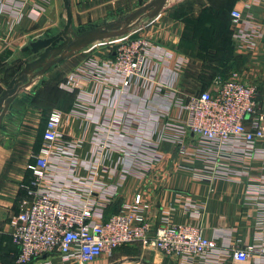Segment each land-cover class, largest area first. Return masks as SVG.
I'll use <instances>...</instances> for the list:
<instances>
[{
    "label": "crops",
    "instance_id": "obj_1",
    "mask_svg": "<svg viewBox=\"0 0 264 264\" xmlns=\"http://www.w3.org/2000/svg\"><path fill=\"white\" fill-rule=\"evenodd\" d=\"M124 3L69 0L72 26L122 16ZM226 3V44L217 38L212 47L186 35L179 6L167 5L153 19L141 20L128 36L146 38L150 48L141 77L128 87L105 64L113 57L112 42L105 40L54 65L26 89L29 102L0 125V264H15L18 250L8 219L31 201L28 189L46 191L67 206L89 204L98 222L140 195L146 207L138 214L150 238L169 226L193 225L217 243L208 257L189 261L138 243L140 254L152 252L160 264H264L259 252L264 248V139L251 144L232 140L219 147L180 129L187 99L209 89L217 74L234 73L254 84L258 114L264 116V0ZM195 7L197 16L199 5ZM233 9L241 12L234 27ZM65 24L63 0H0V92L34 57L29 44L58 34ZM209 41L213 39L206 37ZM225 51L224 62L210 60ZM82 66L100 73L86 78L79 90L62 89L65 77ZM38 92H52L54 99L43 100V94L33 102ZM52 110L63 114L59 138L45 177L34 184L28 165ZM239 249L250 250L248 261L231 258ZM136 252L130 257L138 258Z\"/></svg>",
    "mask_w": 264,
    "mask_h": 264
},
{
    "label": "built area",
    "instance_id": "obj_2",
    "mask_svg": "<svg viewBox=\"0 0 264 264\" xmlns=\"http://www.w3.org/2000/svg\"><path fill=\"white\" fill-rule=\"evenodd\" d=\"M240 21L241 12L231 10V26H237ZM149 48L150 42L144 37H121L111 44L113 57L105 64L121 78V85L128 87L133 79L141 77ZM99 73V68L82 66L67 75L60 87L79 90L86 78ZM256 93L254 84L236 79L234 73L215 76L209 89L190 96L183 105L186 116L180 129L219 147L232 140L251 144L264 139V116L258 114ZM62 121L63 114L58 110L47 115L41 144L28 165L34 184L45 177ZM28 194L31 197L28 205L8 219L9 235L18 250L15 264H89L134 243L152 246L164 256L187 261L206 258L217 249V243L204 237L201 229L193 225L169 226L150 238L148 225L138 214L141 207H146L140 195L134 197L132 205L98 222L89 204L63 205L46 191L28 189ZM259 252L264 254V248ZM250 257V250H233L231 254L240 263Z\"/></svg>",
    "mask_w": 264,
    "mask_h": 264
},
{
    "label": "water",
    "instance_id": "obj_3",
    "mask_svg": "<svg viewBox=\"0 0 264 264\" xmlns=\"http://www.w3.org/2000/svg\"><path fill=\"white\" fill-rule=\"evenodd\" d=\"M168 1L151 0L126 15L74 28L69 0H63L66 11V24L63 29L52 37L31 42L29 48L34 57L23 62L20 70L0 92V125L3 117L20 112L21 105L29 102L31 95L26 89L35 80L41 79L51 67L96 42L129 35L142 19L151 20L156 17L166 8Z\"/></svg>",
    "mask_w": 264,
    "mask_h": 264
},
{
    "label": "rangeland",
    "instance_id": "obj_4",
    "mask_svg": "<svg viewBox=\"0 0 264 264\" xmlns=\"http://www.w3.org/2000/svg\"><path fill=\"white\" fill-rule=\"evenodd\" d=\"M150 1L151 0H125V3L123 4L124 6L120 9L121 10L120 13H122L121 15H126L129 11H131V10L134 11L133 10L134 7L140 8L141 6H143L144 4H146ZM200 1L202 2V4ZM227 1L228 0H213V4H215L214 10L220 11L221 9L224 8V6L226 7ZM204 2L206 3V0H204V1L203 0H169L167 5L173 4V6H183L182 7V10L184 13L183 17L188 19V20H191L192 17L196 16L195 11H194L196 8L195 5H199V8H198L199 12H198L197 16L202 11H203L202 14H204L206 16L207 11H205V10L208 9L210 7V5H204ZM208 2H210V0H208ZM141 24L142 23L140 21L137 26H139ZM190 27L191 26H189V29H190ZM131 37H133V35ZM207 37H210V36L207 35ZM108 40L112 43L116 42V40H111V39H108ZM51 94L54 95V93H52V92L49 95L46 94L47 98H45V99L49 100V101L53 100L54 97ZM135 250L137 251L136 253H138V255H137L138 258L133 259L130 257V255H132L131 253L135 252ZM139 250L140 249H139L138 243L126 245L122 248H119V249L113 251L111 253V255L101 256L100 258H97L96 260H94L93 262H91L89 264H144L143 262H147L150 264H160V257H155L154 254L152 252H149V251H147V252L145 251L144 253L140 254ZM155 261H157V263H154Z\"/></svg>",
    "mask_w": 264,
    "mask_h": 264
},
{
    "label": "trees",
    "instance_id": "obj_5",
    "mask_svg": "<svg viewBox=\"0 0 264 264\" xmlns=\"http://www.w3.org/2000/svg\"><path fill=\"white\" fill-rule=\"evenodd\" d=\"M214 5L215 4H213V0H210V7L205 10L207 11L206 16L202 14L203 13L202 11L199 13L198 16L192 17L191 20H188L183 17L184 15L183 10H182L183 6H179L181 15L183 17V21L186 24V29H185L186 35L188 37L191 36L193 39L200 40L201 41L200 44L203 43V45H206V46L209 45L211 47L214 44H216L214 40L217 38L220 39V43L223 42L226 44V34L228 33V17L227 16L229 15L228 10H230V8H227L228 6L226 5V7L224 6V8L221 9L220 11H216L214 10ZM189 26H191L190 29H189ZM207 35H209L210 37H207ZM222 35H224L225 39H222ZM206 37L213 39V42L209 41L208 43L207 42L205 43ZM226 53L227 52L225 51L224 56H221V55L217 57L213 56L210 58V60H213L216 63H220L222 60L224 62V60L227 59ZM215 76L225 77L223 74H217ZM48 91L50 90L48 89ZM43 94H46V92L44 93L38 92L36 96L34 97V99L32 98L33 102H35V100H41V98L43 97ZM43 100H46V99L44 98ZM42 135H43V132H42ZM41 139H42V136H41Z\"/></svg>",
    "mask_w": 264,
    "mask_h": 264
}]
</instances>
